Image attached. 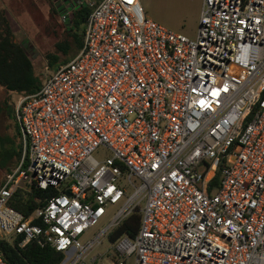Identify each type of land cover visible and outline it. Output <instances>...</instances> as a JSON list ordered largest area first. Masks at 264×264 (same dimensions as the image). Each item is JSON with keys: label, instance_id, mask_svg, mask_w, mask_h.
<instances>
[{"label": "built area", "instance_id": "2783aa9c", "mask_svg": "<svg viewBox=\"0 0 264 264\" xmlns=\"http://www.w3.org/2000/svg\"><path fill=\"white\" fill-rule=\"evenodd\" d=\"M84 4L80 50L16 98L0 238L48 245L60 264H96L105 235L107 264H264V0H202L194 40L139 0ZM100 148L111 156L96 160ZM21 186L59 193L26 218L9 205ZM134 214L136 229L111 239Z\"/></svg>", "mask_w": 264, "mask_h": 264}, {"label": "rangeland", "instance_id": "374dc122", "mask_svg": "<svg viewBox=\"0 0 264 264\" xmlns=\"http://www.w3.org/2000/svg\"><path fill=\"white\" fill-rule=\"evenodd\" d=\"M180 1L139 0V3L148 18L171 31L194 40L199 14L182 13L179 10ZM47 3L48 0H0V4L6 8V15L16 41L26 48L34 70L42 81L53 72L50 66L55 57L59 59L60 63L64 58L69 61L75 55L70 51L66 56H63L56 50L55 45L63 39L65 27L69 22L68 19L62 22V14L57 8L55 15H52ZM5 97V92L0 89V183L4 179L6 170L17 165L14 154L19 150L20 134L13 110L16 96L12 95L10 100H6ZM110 156L111 154L102 148L93 153V157L98 161ZM126 192L130 193L131 188H127ZM120 204L121 202L116 205H107L105 214L94 226L80 235L78 241L81 244H86L92 240L111 222ZM140 206H143V202ZM109 252H112V243L109 236L105 235L100 243L90 251L86 261H89L93 256L100 255L101 260L96 264H107Z\"/></svg>", "mask_w": 264, "mask_h": 264}, {"label": "trees", "instance_id": "16d2710c", "mask_svg": "<svg viewBox=\"0 0 264 264\" xmlns=\"http://www.w3.org/2000/svg\"><path fill=\"white\" fill-rule=\"evenodd\" d=\"M49 12L56 13V7L51 0H48ZM90 12L86 5H79L72 9L67 15L69 21L65 27V34L55 47L58 52L66 56L70 51L76 54L83 40L85 21ZM68 60L64 58L60 63L58 58L51 61L53 71ZM50 64V63H49ZM42 84L41 77L35 72L31 58L26 48L16 41L11 29L10 21L6 15V8L0 4V89L6 94L5 99L16 96H30L35 94ZM14 110V105H13ZM20 134L19 150L14 154L16 164L20 159ZM14 168H9L5 172L4 178L9 175ZM3 181V180H2ZM2 183V182H1ZM0 183V184H1ZM59 192L55 189L38 190L33 187L21 186L9 200V205L28 218L36 208L45 205L46 200ZM139 221L138 214H134L128 224L122 223L118 227L111 239L122 234H129L128 231L136 229ZM33 224L41 225L39 219H32ZM20 237L0 238V253L6 264H60L64 256L61 252L55 251L48 245H40L36 241H31L23 247L18 246Z\"/></svg>", "mask_w": 264, "mask_h": 264}, {"label": "crops", "instance_id": "0c3cea01", "mask_svg": "<svg viewBox=\"0 0 264 264\" xmlns=\"http://www.w3.org/2000/svg\"><path fill=\"white\" fill-rule=\"evenodd\" d=\"M59 13L68 15L72 9L77 8L79 5H85L86 0H51ZM202 0H181L179 10L186 14H200ZM49 9V8H48ZM69 22V21H68Z\"/></svg>", "mask_w": 264, "mask_h": 264}, {"label": "water", "instance_id": "95a60500", "mask_svg": "<svg viewBox=\"0 0 264 264\" xmlns=\"http://www.w3.org/2000/svg\"><path fill=\"white\" fill-rule=\"evenodd\" d=\"M67 194H68V192H67Z\"/></svg>", "mask_w": 264, "mask_h": 264}]
</instances>
